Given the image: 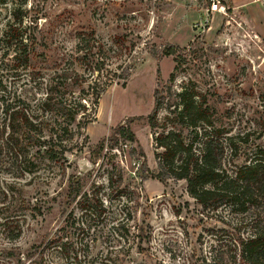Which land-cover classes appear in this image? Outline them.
Listing matches in <instances>:
<instances>
[{
  "label": "rangeland",
  "instance_id": "374dc122",
  "mask_svg": "<svg viewBox=\"0 0 264 264\" xmlns=\"http://www.w3.org/2000/svg\"><path fill=\"white\" fill-rule=\"evenodd\" d=\"M21 1L0 5V29L17 7L23 26L35 20L38 75L33 83L29 68L14 67L10 48L0 59V264H241L237 242L249 235L257 211L204 208L184 181L155 178L146 117L156 90L195 91L221 142L228 137L233 145L224 149L225 175L251 163L264 147V0H218V12L208 16L210 0ZM89 32L121 49L131 70L123 86L100 94L64 158L50 159L22 131L7 136L3 112L13 101L40 99L50 68L72 52L77 33ZM168 46L179 50L162 55ZM173 103L162 102L158 120ZM117 125L127 126L135 143L120 137L109 149L105 139ZM76 180L104 208L82 229L78 207L66 199Z\"/></svg>",
  "mask_w": 264,
  "mask_h": 264
},
{
  "label": "trees",
  "instance_id": "16d2710c",
  "mask_svg": "<svg viewBox=\"0 0 264 264\" xmlns=\"http://www.w3.org/2000/svg\"><path fill=\"white\" fill-rule=\"evenodd\" d=\"M5 1L8 0H0V5ZM19 8L12 9V19L0 29V50H3L0 59L10 48L14 67L29 68V80L34 83L38 73L33 71V62L39 46L36 23L28 18L23 26ZM76 37L72 52L62 53L61 65L54 63L50 68L42 97L34 99L33 103L13 101L3 112L8 117L7 136L16 137L22 131L50 159L64 158L73 139L80 136L84 126L92 120L100 94L112 84L123 86L131 70L121 59L124 55L121 49L106 47L92 32L77 33ZM177 50L179 48L168 46L162 55L173 56ZM168 81H173L172 74ZM172 98L174 103L168 105L166 115L158 120L162 102L169 103ZM146 120L156 150L158 175L155 178L184 181L187 195L204 208L228 206L232 210L238 208L240 214L255 209L258 217L249 235L237 242L238 258L241 264H264V220L261 217L264 215V147L256 150L251 163L227 177L221 164L225 147L231 150L233 146L230 138L224 139L226 143L221 142L222 132L213 124L212 111L205 100L186 88L173 95L156 90ZM120 137L135 143L127 126L117 125L105 139L108 148L112 149ZM66 199L78 207L81 229L85 218L100 216L104 209L96 194L81 193L77 180L69 183ZM67 220L68 216L64 222Z\"/></svg>",
  "mask_w": 264,
  "mask_h": 264
},
{
  "label": "built area",
  "instance_id": "2783aa9c",
  "mask_svg": "<svg viewBox=\"0 0 264 264\" xmlns=\"http://www.w3.org/2000/svg\"><path fill=\"white\" fill-rule=\"evenodd\" d=\"M205 11L207 14L206 16H208L209 13L211 14L213 11L218 12V0H210L209 8H206ZM205 22H207V20ZM199 24H200V22H199ZM199 24H195V27H198V28L204 27V24H201V25H199Z\"/></svg>",
  "mask_w": 264,
  "mask_h": 264
}]
</instances>
